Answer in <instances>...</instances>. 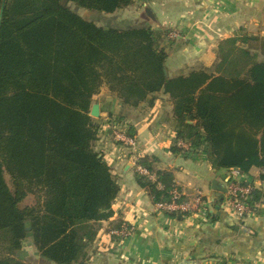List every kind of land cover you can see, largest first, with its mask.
I'll return each mask as SVG.
<instances>
[{
    "label": "trees",
    "instance_id": "16d2710c",
    "mask_svg": "<svg viewBox=\"0 0 264 264\" xmlns=\"http://www.w3.org/2000/svg\"><path fill=\"white\" fill-rule=\"evenodd\" d=\"M68 2L111 14L134 0H0V264H32L17 256L29 233L38 253L56 264L88 257L96 223L112 215L118 192L109 165L94 149L99 123L89 114L104 83L131 107L157 92L168 94L171 126L190 152L203 146L216 169L259 167L264 182L258 36L239 29L218 41L211 68L170 76L162 30L101 26ZM155 159H138L155 180L137 172L136 180L154 203L167 202L179 188L170 170L154 169ZM28 193L36 202L20 206ZM263 195L253 187L251 205Z\"/></svg>",
    "mask_w": 264,
    "mask_h": 264
},
{
    "label": "crops",
    "instance_id": "0c3cea01",
    "mask_svg": "<svg viewBox=\"0 0 264 264\" xmlns=\"http://www.w3.org/2000/svg\"><path fill=\"white\" fill-rule=\"evenodd\" d=\"M137 1L118 9L120 14L130 15L122 22L118 20L124 19L118 18L112 26L150 24L162 30L160 46L168 52L165 71L170 76L211 68L218 41L239 29L258 36L263 45L254 51L259 59L264 58V0H148L140 2L144 6L139 11L135 8ZM129 17L132 24L126 20ZM173 25L179 27V35L169 41L164 30ZM93 103L98 104L96 119L100 124L94 149L109 165L118 192L111 204L112 215L96 224V238L89 247L93 250L88 249V257L76 264H220L225 260L230 264H264V195L251 213L237 217L226 202L227 193L218 194L210 186L212 179L226 186L228 169L212 168L203 146L190 152L189 142L176 138L168 94L157 92L152 99L149 96L131 107L104 88L95 94ZM111 117L129 126L134 145L113 139L107 123H101ZM179 140L182 144H177ZM172 145L180 150L172 151ZM143 156L156 158L152 161L154 169L170 170L185 198L200 191L207 215L193 213L177 218L158 210L148 190L136 180L135 168ZM260 172L261 168L252 166L242 178L264 194ZM220 196L223 199L219 204ZM123 223L132 226L128 236L117 239L109 233L111 227ZM17 256L28 257L32 264H56L38 253L30 233Z\"/></svg>",
    "mask_w": 264,
    "mask_h": 264
},
{
    "label": "built area",
    "instance_id": "2783aa9c",
    "mask_svg": "<svg viewBox=\"0 0 264 264\" xmlns=\"http://www.w3.org/2000/svg\"><path fill=\"white\" fill-rule=\"evenodd\" d=\"M169 36H177L176 32H169ZM113 137L116 141L121 142L126 146H132L135 143L133 135L126 134L123 126L113 131ZM177 144H182L179 140ZM136 172L148 176L151 180H155V174L149 172L145 167L140 164L136 165ZM227 204L232 208L238 218H243L251 213L253 205L250 203L251 191L253 184L242 176L243 171L238 168H229L227 170ZM160 186V185H159ZM158 210L166 212H178L181 217L188 216L193 213H200L207 215V207L203 200V195L197 191L192 197L185 198L184 195L177 189L171 190V200L167 202L155 203ZM132 231V226L129 224H121L119 227L111 230V234L120 238L128 236ZM220 264H230L229 261H222Z\"/></svg>",
    "mask_w": 264,
    "mask_h": 264
},
{
    "label": "rangeland",
    "instance_id": "374dc122",
    "mask_svg": "<svg viewBox=\"0 0 264 264\" xmlns=\"http://www.w3.org/2000/svg\"><path fill=\"white\" fill-rule=\"evenodd\" d=\"M144 2V1H148V0H138L137 1V5L135 6V8H136V10L137 11H139V10H141L142 8H141V6H140V2ZM68 5H69V7L73 10V11H75L76 13H78V14H80L82 17H84L85 19H88V20H92V21H94L96 24H98V25H101V26H105V27H108V26H112L113 25V23H118L119 21L120 22H122V21H125V17H127V16H129L127 13H125V12H123V14H120V11L118 10L116 13H114V14H104V13H100V12H98V11H93V10H88V9H84V8H82V7H79L78 5H76L75 3H73V2H68ZM144 6V5H143ZM142 6V7H143ZM141 8V9H140ZM133 12V11H132ZM157 13H158V11H157ZM136 14V13H135ZM158 16H159V18H162L163 19V17H164V15L162 14V13H158ZM116 17V18H115ZM118 18H121V19H124V20H118V22H117V19ZM126 20H127V22L128 23H130L131 21H133L130 17L129 18H126ZM130 24H132V23H130ZM145 26H147V25H150V24H144ZM150 26H152V25H150ZM153 27V26H152ZM176 32L177 33V36H175V37H171V36H169V32ZM164 32H165V35H166V37L168 38V40L169 41H171V40H175L176 38H178V35H179V27L177 28L176 26H174L173 25V27H168V29H165L164 30ZM170 44H171V42H170ZM104 88H106V89H108V87L106 86V84L104 83V84H102L101 85V87H100V89H99V91L101 90V89H104ZM109 90V89H108ZM110 91V90H109ZM95 96V94L93 95V97ZM93 97H92V101H93ZM91 106H92V104H91ZM91 108V107H90ZM90 114V113H89ZM93 118H97V117H94V116H92ZM101 123H103V124H106L107 123V127L109 128V131H110V134H111V136L113 137V134H114V130H116L117 128H120L121 126H123V130H125V132H126V134H129L130 133V131H129V126L127 125L126 126V124H125V122L124 121H121L120 119H118V118H113V117H111V118H109L108 120H106L105 122H101ZM100 125V124H99ZM129 135H132V134H129ZM113 139H114V137H113ZM115 140V139H114ZM119 142V141H118ZM119 143H121V142H119ZM4 177H5V179H6V181H7V183H8V185L10 186V187H12V183H11V180H10V177H9V175L6 173V172H4ZM36 202V198H35V195L34 194H31V193H28V194H26V196L23 198V200H21L20 201V206H24V205H33L34 203ZM98 223V222H97ZM96 223V224H97ZM96 227H97V225H96ZM117 227H119V226H113V227H111L110 228V234H111V230L112 229H114V228H117ZM112 236H116V235H113V234H111ZM117 237V239H118V236H116ZM96 238V237H95ZM120 238V237H119ZM94 242V241H93ZM92 242V243H93ZM92 243H91V245H92ZM89 249V248H88ZM90 250V252H91V250H93V249H89ZM88 251V250H87ZM24 261H26V262H29V263H31L30 261L31 260H29L28 259V257L27 258H22ZM72 264H76V263H72Z\"/></svg>",
    "mask_w": 264,
    "mask_h": 264
},
{
    "label": "water",
    "instance_id": "95a60500",
    "mask_svg": "<svg viewBox=\"0 0 264 264\" xmlns=\"http://www.w3.org/2000/svg\"><path fill=\"white\" fill-rule=\"evenodd\" d=\"M90 115L94 116V117H98L99 116V110H98V104L97 103H93L91 108H90ZM211 189L215 190L218 194L219 193H227V187L226 186H221L218 181L216 179H212L211 180ZM223 197L220 196L219 198V204L221 203Z\"/></svg>",
    "mask_w": 264,
    "mask_h": 264
}]
</instances>
